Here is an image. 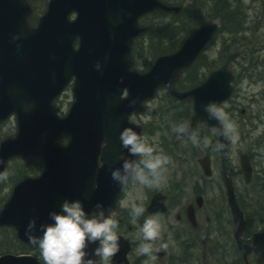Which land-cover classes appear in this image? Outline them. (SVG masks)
Returning <instances> with one entry per match:
<instances>
[{
    "label": "water",
    "instance_id": "1",
    "mask_svg": "<svg viewBox=\"0 0 264 264\" xmlns=\"http://www.w3.org/2000/svg\"><path fill=\"white\" fill-rule=\"evenodd\" d=\"M159 8L180 11V7L166 6L158 0H51L48 12L33 28L29 25L32 9L27 0H0V118L16 113L20 127L18 136L2 145L0 173L12 156L35 153L45 158L42 176L21 182L0 212V225L15 226L29 248H36L26 234L29 220L36 219V234L41 235L39 225L51 222L49 213L59 211L66 199L82 201L89 213L97 202L117 210L125 188L112 179V171L122 167L125 160H138L121 145L120 134L127 127L128 116L144 111V101L153 98L161 86L175 82L216 30L215 25L198 28L179 52L160 57L150 73L137 75L128 66L130 50L133 40L147 30L139 27L137 20ZM73 11L79 12V18L71 22ZM77 37L81 45L75 50ZM218 73L197 93L173 91L180 98H199L197 114L190 120L193 128L197 121L208 119L203 110L208 99L203 98L227 96L230 92L228 77L219 90ZM74 74L76 101L69 116L60 119L51 110L53 93L61 79L66 83ZM23 76L37 77L20 82ZM126 87L130 96L122 99ZM26 106L31 110H25ZM45 130L49 133L42 143ZM66 134L71 135V141L59 145L56 140ZM31 140L34 142L24 149ZM223 142L227 145L223 152H227L229 142ZM243 171L250 180L248 157L243 159ZM232 205L242 219L235 201ZM243 228L244 224L239 231ZM97 246L89 245L90 255ZM121 247L125 249L126 245ZM0 264L42 263L34 256L6 254L0 257Z\"/></svg>",
    "mask_w": 264,
    "mask_h": 264
},
{
    "label": "clouds",
    "instance_id": "2",
    "mask_svg": "<svg viewBox=\"0 0 264 264\" xmlns=\"http://www.w3.org/2000/svg\"><path fill=\"white\" fill-rule=\"evenodd\" d=\"M14 39L16 37H13ZM137 65L142 62L136 61ZM99 68V64L96 65ZM142 70V69H138ZM203 110L210 119L219 122V126L212 127V136L224 137V140L235 144L237 137L236 125L223 107L214 102L203 106ZM129 127L120 134L121 145L133 157L139 160H125L122 167L112 171V179L121 187L126 188L130 181H136L147 188H159L165 181L167 166L172 164L170 156L157 151L147 139L136 131L139 122L135 118L129 119ZM172 131L181 137H187L194 146L201 145L199 134L193 129L191 121H183L174 125ZM221 140L213 146L209 136L203 138L205 148L213 147L216 152H223L227 145ZM7 179V174L0 176ZM147 209L143 204L135 202L131 205L133 220L145 215ZM51 222L39 225L41 235H37V221L29 220L26 234L32 246L38 247L42 257V264H99L111 261L121 250L120 236L117 229L119 221L111 207L105 208L102 202H97L94 210L89 213L80 200H65L60 210L49 213ZM162 223L159 216L147 217L139 227L137 239L142 242L137 248L138 256H146L145 264H156L161 249L154 248L160 240ZM94 254H89V245L97 244ZM167 248V244L161 245Z\"/></svg>",
    "mask_w": 264,
    "mask_h": 264
},
{
    "label": "rangeland",
    "instance_id": "3",
    "mask_svg": "<svg viewBox=\"0 0 264 264\" xmlns=\"http://www.w3.org/2000/svg\"><path fill=\"white\" fill-rule=\"evenodd\" d=\"M172 1H176V0H172ZM245 5L246 7H248L246 9V14L248 15V19L246 20V23L244 24L243 29L247 28V32L243 31V29L239 33H232V32H227V31L224 32L222 30V32L220 33V35L217 37L216 41L214 42L213 47L210 48L208 52L206 53V58L207 56L210 58L218 57L221 50L223 49V44H226V45L230 43L232 44V42L235 39L242 38L243 36L246 35V37H248V44H251V43L252 44L250 45V47L244 48V50H241L239 46H233L232 47L233 56H231V59L235 63L234 67L237 69V71H240V72H248L245 70L249 68V66L252 64L258 65V70L255 72L256 78H253L252 80H249L248 78L243 79V92L245 94L246 99H248V98H251L253 94L254 96L257 95L258 97H261L263 94V90H264V78L260 79V76L257 75L258 72L264 71V0H259V4H253V6H251V0H245ZM149 19L152 22H160L161 18H159V16H155V17L150 16ZM167 20H170V18H167L165 21ZM256 24L257 26L255 27ZM233 28H236V26ZM147 41H148V38L145 40V43H147ZM253 41L255 42L253 43ZM255 47H256V50L254 51L255 53H252ZM137 60H140L142 63L140 65H137L136 63ZM136 61H135V68L137 70L142 69L138 71L144 72L146 68V59L138 57ZM238 62H240L242 66L237 65ZM244 63H245V66L243 65ZM205 70L207 73L208 69H205ZM199 79H201V77L198 76L196 80H199ZM180 84L181 83H179L178 86ZM164 98H167V94H166V91L163 90L159 93L158 99L156 100V102H154L153 106H155L157 102H160L162 105H164L165 104ZM72 101H73L72 95L70 91H67V93L64 96H62L61 102H59L60 109L59 111H57V114L59 116H65L71 107ZM261 105H262V108L264 109V101L261 102ZM252 109L256 110V104L252 105ZM165 118L168 119L169 121H175L172 118L171 114L165 115ZM135 119L140 124V120L138 118H135ZM140 119L144 121H148L147 123H150V122L154 123V122L161 121L160 116H158L155 119L152 118L151 120L149 116H145V117L142 116ZM263 129H264V125H260V127L258 128V131L253 132L252 135L253 136L260 135V132ZM16 131H17V126H16L15 118H11L7 122L0 125V137L1 138L12 136L16 133ZM234 135L237 137V141L235 144H233L232 153H233L234 158L236 157L238 158V152L240 149L243 148V144H244L240 142H242L244 139L241 137V130L238 129V127H236V132L234 133ZM260 161H262V164H263L261 168H264V160H260ZM17 167L19 168V166H16V168ZM36 167H37V163L35 161H32L31 163L26 165V169L29 171H32ZM8 177H9V174H7V179ZM215 177H216L215 181L217 179L218 181H220V175L218 173L215 175ZM3 181L5 180L0 179V199H2V201H0V204L3 202V198L5 199L8 196V194H10L12 186H13V184H11L12 182H9L10 185L7 188H5V185L2 184ZM218 187L216 188V185H215V192H220ZM145 188L146 187L144 185H141L139 183L133 184V187L130 189L126 199L124 200L122 204V207L129 209L131 208V205L133 202L137 204L144 203L147 198L145 194ZM135 223H137V220H135ZM128 229H129L128 225L126 227L119 226V228L117 229V232L123 233V234L127 233L130 237L131 232L128 233ZM170 243L172 245L171 247L173 248L174 253L178 254L180 250H182L180 246V240H171ZM164 244H166V242ZM7 250H12L14 252H17L21 250V247L19 246V243L14 239L13 233L11 231L0 230V253H3ZM262 255H264L263 250H260L259 252H257L256 250L255 254L253 255V259L257 260V256H262ZM198 257H199L200 262H203V263L205 262L203 260L204 256H203V251L201 248L198 249ZM263 258L264 256L259 258L256 264H264ZM208 262L213 264V262L210 259H208ZM104 264H108V262H104Z\"/></svg>",
    "mask_w": 264,
    "mask_h": 264
},
{
    "label": "flooded vegetation",
    "instance_id": "4",
    "mask_svg": "<svg viewBox=\"0 0 264 264\" xmlns=\"http://www.w3.org/2000/svg\"><path fill=\"white\" fill-rule=\"evenodd\" d=\"M192 8L196 17H199L200 15H205V17L209 19L210 16H212L211 13L208 11L207 6L205 4H202L200 0L192 1ZM227 64H229L232 68H235L234 62ZM237 65L242 66L240 62H238ZM243 74L244 72L237 73L236 78L243 79ZM223 108L234 123H237L239 125L242 122V119L246 120L248 112L245 108L243 90L240 89L239 86H236L234 96L223 105ZM189 164L192 167L191 172L193 171V169H197L199 167L198 158H196L195 162L191 161V163ZM201 190L208 192L210 188L205 183L201 186ZM238 190H240V188H238ZM198 192L199 189L197 185L194 184L190 190H186L184 192L181 191L178 194L169 195V193H166L168 200V212L166 214L146 215V218L149 216H165L167 218V221L162 224L163 228L160 240H167L173 238L175 236V233L177 234L178 230L184 231V229H186V226L188 224V206L194 204L193 201L198 195H202L203 197L206 196V193L198 194ZM202 212L205 213V206L202 209L199 208L196 210V216H201ZM207 220H209V218ZM178 225L180 226V228H178Z\"/></svg>",
    "mask_w": 264,
    "mask_h": 264
},
{
    "label": "trees",
    "instance_id": "5",
    "mask_svg": "<svg viewBox=\"0 0 264 264\" xmlns=\"http://www.w3.org/2000/svg\"><path fill=\"white\" fill-rule=\"evenodd\" d=\"M31 1L35 2V0H31ZM37 1H38V0H37ZM40 2H41V0H39V1L37 2L36 6H38V5L40 4Z\"/></svg>",
    "mask_w": 264,
    "mask_h": 264
}]
</instances>
